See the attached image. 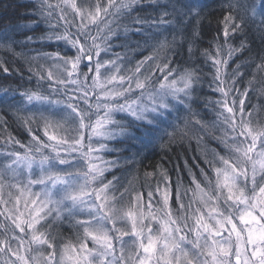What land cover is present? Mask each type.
<instances>
[{"label":"snow or ice","instance_id":"6c2138e0","mask_svg":"<svg viewBox=\"0 0 264 264\" xmlns=\"http://www.w3.org/2000/svg\"><path fill=\"white\" fill-rule=\"evenodd\" d=\"M206 6L204 0H97L91 10H85L75 0H57L55 4L30 0L24 7L31 11L17 13L10 24H0V49L29 63V82L35 77L36 86V91L23 92L5 88L0 104L17 111L35 109L44 120L47 137L42 141L32 136L31 144L20 145L23 153H7L0 171V193L6 174L11 173L15 183L7 186L21 193L16 203L25 197L26 208L29 203L36 205L27 218L19 209L16 213L5 210L10 213L5 219H10L14 228L12 235L0 240V254L9 257L4 264H63L64 254L58 258L55 240L40 231L44 226L41 221L48 223L49 217L74 221L83 228L84 239L91 238L95 247L89 250L87 244H81L85 254L77 258V264H264V121L254 119L257 106L249 110L246 104L249 89L264 96V0H223L222 24L212 37L215 54L207 49L200 53L210 79L197 59ZM90 26L95 27V34ZM73 27L75 32L71 31ZM38 31L41 35H35ZM132 37L139 39L134 41ZM257 38L262 45L256 54L259 63H236L233 68V57L251 56ZM117 40L123 41L119 47L126 49L125 55L102 60L101 54L108 55ZM53 41H64L75 54L39 51ZM142 47L151 48L155 55L137 60L129 69L130 75L119 74L120 63H131L128 53L135 54ZM32 52L35 55L29 56ZM41 60L50 62L55 71L45 72L39 63L33 71L32 61ZM82 64L87 71H81ZM252 65L253 79L241 91L236 87L244 81L241 68ZM102 68L105 72L114 70V74L102 80ZM0 70L10 73L6 60L0 62ZM90 73H94L91 84ZM205 82L213 94H220V99L207 98ZM45 86L47 94L41 91ZM121 98L123 103L118 102ZM209 107L216 119L205 122L199 109ZM45 112L49 116L62 114L64 124L51 122ZM116 113L124 116L116 119ZM8 115L7 111L3 113L4 117ZM50 127L53 134H49ZM212 130L221 135H210ZM201 132L203 136L198 134ZM193 135L198 144L215 139L227 153L221 155L212 149L210 158L203 160L208 171L201 168L200 174L210 191H205L191 174L194 195H199L208 208L207 218L199 208L187 211L191 201L187 205L182 202L186 192H181L179 183L176 200L185 214L171 212V181L166 172L144 174L146 181L149 177L156 180L155 189L148 192L145 213L142 193L133 196L135 189L126 187L115 175L121 161L133 159L124 155L129 148L120 145L159 142L164 150ZM102 152L114 154L115 159L104 160ZM37 185L40 191L32 192ZM157 193L163 209L153 212L152 198ZM33 196L36 199H29ZM126 196L127 207L123 203ZM8 202L0 195V204ZM78 216L87 219H75ZM125 220L129 229L117 226L118 221ZM189 220L194 223L189 224ZM153 221L158 225L155 230ZM9 230L5 228L6 233ZM32 251L38 255L32 256Z\"/></svg>","mask_w":264,"mask_h":264},{"label":"trees","instance_id":"16d2710c","mask_svg":"<svg viewBox=\"0 0 264 264\" xmlns=\"http://www.w3.org/2000/svg\"><path fill=\"white\" fill-rule=\"evenodd\" d=\"M51 3L55 4L57 0H50ZM75 2L84 7L85 10H91L97 0H75ZM99 2H106V0H99ZM30 0H0V24H10L13 22V19L16 17L17 13L24 14L26 12L31 11L30 8L24 7L28 5ZM204 3L207 5L204 9L203 13V42L198 45L197 59L200 61V66L204 67V59L205 57L201 56L200 53L207 49L213 55L215 54V46L212 44V37L217 35V29L222 24V3L223 0H204ZM7 9V11H6ZM71 10H69L70 12ZM79 17H76V23H79ZM42 27H47L46 25H42ZM92 28L93 33L95 34V27L90 26ZM60 32H63V28L59 29ZM71 31L75 32V28L73 27ZM35 35H41L38 31ZM138 37H132V40H137ZM123 43L122 40L113 41L114 47L108 55L101 54L102 60L115 59V54H119L121 56L125 55L126 49L119 47V45ZM70 45H66L64 41H53L51 45H45V47L40 48L41 52L48 53H59L61 56L64 54L74 55L75 50L69 51ZM262 45L260 44L259 39H255V42L252 44L253 52L251 56L245 54L240 59L236 60L235 56L233 59L235 63L232 64L234 68L236 63L241 65L251 64V61L255 60L256 63H259V60L256 57V54L260 52ZM19 52L20 50L17 49ZM27 51V50H25ZM35 55V52L29 53V56ZM155 52L148 47H142L141 49H137L135 54L128 53V56L131 59V63H120L121 72L119 74L130 75L129 69H133L135 62L137 60H142L147 56H154ZM226 55V52H225ZM7 61V66L10 68V73L5 74L2 70H0V95L3 94V89H19L20 92L25 90H33L36 91L35 86V77H33L32 82H29V63L21 58V57H13L5 52L4 49H0V62ZM37 63L43 65L45 72L48 70L55 71V68L51 66L50 62L41 61H32L31 67L33 71H36ZM231 63V61H230ZM208 65H211V61H208ZM231 69H229L230 71ZM81 71H86L81 65ZM204 72L208 75V78H211V73L209 72L208 67H204ZM241 72L245 73L244 81L242 83H238L236 85L237 88H240L241 91L245 87L248 86L247 82L253 79L251 73L255 72L254 65L250 67H242ZM104 76L114 74V70L112 72H105V70L101 71ZM94 73L89 74L88 83L91 84V77ZM156 75H160L159 72ZM258 78V77H257ZM115 83V82H114ZM113 85H107L106 87L111 88ZM126 86V85H125ZM257 88H259V84H257ZM44 94H47V86L44 89H41ZM99 91V89H97ZM204 94L207 96L209 100H217L220 99V94H213L211 89L208 87L207 82L204 83L203 88ZM250 95L246 100V104L249 105V110L251 106H257L254 114V119L256 121H264V96H262L259 91L252 92L249 89ZM12 95V93H10ZM119 103H123V99H119ZM30 107V106H29ZM7 111L9 115L7 117L3 116V113ZM200 115L203 117L205 122H210L216 119L215 111L209 108H201L199 109ZM45 114L49 115L47 112ZM104 112L101 109L100 115L103 116ZM62 114H56L51 117V119L55 122L64 123L61 119ZM182 118H187L184 113L179 114ZM124 115L115 114L116 119H121ZM7 120V124L4 123V120ZM96 119L93 116V121ZM30 121V123H29ZM68 126V125H67ZM255 126V124H254ZM29 129L32 131L30 132ZM54 129L49 128V134H53ZM88 130H85V136L87 137ZM61 134V133H57ZM139 135V133H137ZM200 136H203L204 133H198ZM210 135L220 136L221 132L212 130ZM32 136H38L42 141H47V137L44 135V120L40 119V113L36 112L35 109L32 110H20L9 108L7 104H0V171L3 169V165L7 162L6 155L9 152L19 151L21 153L24 152V148H21L20 145H29L32 143ZM15 141H19V143H15ZM85 143H87V139H85ZM98 147V145H97ZM120 147H128L129 151L125 152V156L133 157L132 160L128 162L121 161L120 170L115 171V175L121 177L125 186L130 189H135L132 192V195L135 196L136 193H142L143 195V210L147 213L148 208V192L150 190H154L156 186V180L152 177H149L147 181L145 180L144 174L148 173H162L166 172L171 181L170 187V198L168 202V207L173 214H185L180 210V205L176 200V184L179 183L181 185V192H186V195L183 196L182 202L187 205L189 201H191V208L187 211L189 213L194 212L195 209L199 208L207 218L208 208H206L200 201L199 195H194L195 192V184L191 182V174L194 173L197 180L201 183V187L205 189V191H210V188L207 186V181H205L204 177L200 174V169L204 168L207 172V166L203 163V160L207 157L210 158L211 150L215 149L217 152H220L221 155H226V152H222L220 147H218L217 141L215 139H205L201 141L199 144L197 143L195 135L192 136L190 140H184L181 144H173L172 146L162 150L160 143L149 144L148 146H144L142 144L128 142L126 145H120ZM100 155L104 160H113L115 159V155H109L108 153L102 152ZM39 159V157H37ZM210 176L212 173H208ZM108 179H112V176L108 173L105 174ZM130 182V183H129ZM214 182V178H213ZM9 183H15L11 179V173L6 174L4 180V189L2 195L3 199L9 201L6 204H0V225L4 227H0V240L4 239L5 235H12L11 229L14 226L11 223L10 219H5V216L9 215V212H6V209L11 210V213H16V209H19L20 212H24V218H27V213L32 211L36 205L28 204V207H25V197H21L19 204L16 203V197L20 196V190L17 188H9L7 185ZM143 185V187H142ZM151 185V189L149 188ZM161 189H163L164 185H160ZM32 192H39L40 188L31 189ZM123 191V189H121ZM9 193H11V199L9 200ZM119 193H117V196ZM29 199H36V197H30ZM39 203V201H38ZM124 206L128 205V197H125V201L123 202ZM222 203V202H221ZM209 207H211V202L209 203ZM163 209V204L160 199V195L154 194L152 198V210L153 212H157L158 210ZM159 214L162 216L163 212L160 211ZM75 219L84 220L87 219L86 216H78ZM48 223L41 221L44 225L40 228L41 232L48 234L51 238H53L56 242L58 249V258L59 254H64L63 264H77V258L79 256L84 255L85 253L81 251V244H87V248L89 250L93 249L95 246L91 238L87 240L84 239L83 228H80L74 221H69L67 219L62 220H53L51 217L48 218ZM189 224L194 223V221L189 220ZM214 223V221H211ZM238 223V221H237ZM117 226L123 229L130 228V224L125 221H118ZM151 226H157L156 223ZM110 227V225H109ZM5 228L10 229L7 233L5 232ZM18 232V230H16ZM128 240V237H125ZM15 247V244H13ZM33 249L37 248L36 245L31 246ZM68 251H65V249ZM43 251V249H41ZM28 255V253H24ZM32 256L38 255L37 251L31 252ZM46 255V252H45ZM9 259L8 256H4L0 254V264H4V261ZM11 259H15L11 257ZM80 264H83V261H80Z\"/></svg>","mask_w":264,"mask_h":264},{"label":"rangeland","instance_id":"374dc122","mask_svg":"<svg viewBox=\"0 0 264 264\" xmlns=\"http://www.w3.org/2000/svg\"><path fill=\"white\" fill-rule=\"evenodd\" d=\"M85 70L87 71V69H85ZM103 70H104V69L102 68L101 71H103ZM61 71H62V69H61ZM108 73H109V72H108ZM108 76H110V75H108ZM104 77H105V76H104L103 73H102V75H101V79L103 80ZM116 114L124 115L123 113H116ZM44 115H45L46 117H48V119H49L51 122L55 123V121H53V120L51 119V117H52L53 115H52V116H49V115H47V114H45V113H44ZM61 124H64V123H61ZM64 126H65V127H68L66 124H65ZM61 134H63V133H61ZM38 187L40 188V186H38V185H37V186H33L32 189H36V188H38ZM145 223H149V221L146 220ZM154 223H155V222L153 221L152 224H154ZM152 224H151V225H152ZM152 227H153V226H152ZM157 227H158V225L155 226V227H153V229L155 230ZM238 227H239V225H238ZM128 229H129V226H128ZM224 235L226 236L227 233H224Z\"/></svg>","mask_w":264,"mask_h":264}]
</instances>
